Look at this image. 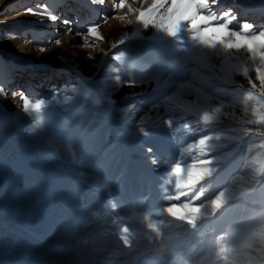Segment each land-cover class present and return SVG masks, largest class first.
<instances>
[{"label":"rangeland","instance_id":"rangeland-1","mask_svg":"<svg viewBox=\"0 0 264 264\" xmlns=\"http://www.w3.org/2000/svg\"><path fill=\"white\" fill-rule=\"evenodd\" d=\"M116 2L0 0V86L5 93L0 95V237L6 236L9 246L23 243L20 250H29L41 262L119 264L127 249L128 255L144 251L162 260L176 256L183 261L188 256L196 264H220L223 247L227 264H247L246 258L264 247V149L258 147L259 136L214 142L209 157H216L218 166L211 180L204 182L201 200L226 189L232 199L221 213L200 221L197 231L180 222L161 225L159 236L147 228L149 218L157 219L154 214L167 206L163 196L175 194L166 184L168 169L177 160L192 163L196 153L188 151V145L215 127L195 135L191 130L174 131L192 119L184 109L222 100L229 115L221 116L220 126L235 128L239 120L249 118L241 104L221 91L237 85L250 88L247 78L233 70L247 55L183 53L179 49L188 44L178 45L152 27L138 28L136 23L112 18L128 11L115 12ZM44 4L57 20L27 12L28 8L43 12ZM133 7H140L139 0ZM229 9L236 17L230 28L250 23L254 30L264 29V0H220L213 6L218 16ZM93 24L100 25L104 40L89 36L96 47H83L77 33H86ZM69 27L71 32L65 34ZM57 38L62 40L59 46ZM122 38L125 42L112 49V43ZM42 47L44 52L39 51ZM116 54L121 58L113 59ZM26 57L36 62L29 64ZM147 62V70L140 72ZM249 75L255 80L254 71ZM172 76L177 82L168 85ZM128 78L136 83L123 82ZM15 92L48 101L43 114L24 113ZM168 95L176 100H168ZM169 119L173 128L166 123ZM32 121L35 128L27 129ZM141 126L147 135L139 131ZM244 126L264 131L259 125ZM155 154L164 165L158 170L149 164ZM53 177L60 182L65 216L42 247L32 243L33 232L49 210L46 182L53 185ZM114 199L119 201L118 210L104 213ZM114 216L123 219L114 223ZM3 224H11L12 230ZM125 225L130 228L131 248L121 245L120 229Z\"/></svg>","mask_w":264,"mask_h":264},{"label":"snow or ice","instance_id":"snow-or-ice-1","mask_svg":"<svg viewBox=\"0 0 264 264\" xmlns=\"http://www.w3.org/2000/svg\"><path fill=\"white\" fill-rule=\"evenodd\" d=\"M93 3L103 5L105 0H92ZM137 0H118L113 4L115 12L127 8V13L123 16L116 15L112 18L126 21L127 24L136 23L138 28L148 29L152 27L158 34L163 37L172 38L173 42L178 45L188 44L189 47H181L179 50L183 53L192 52L197 56L224 55L228 58H237L241 52L247 55V60L243 63H237L233 66V70L241 73L247 78L250 88L243 89L241 86L235 88L222 89L225 95H231L236 102L242 105L246 120H239L238 127L228 129L220 126L221 116H228L229 113L223 109L227 107L221 100L215 105H192L184 109L186 113L191 115L192 119L185 120L182 124L174 128V131L191 130V134L196 132H204L210 127H214L212 133L205 134L199 139L188 145V151L195 152L192 163L182 164L180 160L175 162V165L168 169L166 176V184L171 185L175 189L174 195L163 196L167 206L160 207L154 214L157 219L149 218L147 228L156 233L161 234V225L165 223L180 222L186 229L197 231L199 222L208 216H215L221 213L226 208L231 195L226 189L218 190L212 197L206 201L201 198L205 196V181H210L216 168L218 160L216 157H209V153L216 147L215 141L222 139H239L240 136H259L262 138L258 147L264 149V131L244 125H259L264 127V29L254 30L250 23H243L238 29L230 28L232 20L236 17L231 9L223 11L218 16L213 11V6L220 3V0H139L140 7H133ZM145 5H147L145 7ZM43 12H38L36 9L28 8L27 12L31 15H47L51 21H55L58 17L48 12V5H42ZM129 15L134 17L129 19ZM227 18V19H225ZM109 17L105 15L103 21L107 23ZM65 25L69 21L64 20ZM100 25L93 24L87 28L86 33H77L84 40L83 47H96L95 44L89 42L88 37L94 36L97 40L103 41L104 37L99 32ZM69 27L65 34L70 33ZM125 40L122 38L116 43H112L111 48L115 49L119 44H123ZM57 46L61 45V38L55 40ZM39 51L44 52L45 48H40ZM103 55L108 56L109 52H104ZM113 59H120L121 56L116 54ZM250 61V63H249ZM250 71H254L255 80L249 75ZM119 80V77H117ZM256 80L259 81L257 86ZM128 84H135L136 80L128 78L123 81ZM227 83V81H225ZM4 88L0 86V95H3ZM19 96L23 101V112L29 116L39 117L45 111L48 101L39 98H30L24 95L23 92L13 93ZM56 100L55 95L52 98ZM143 122L141 121V124ZM169 128H173L174 121L169 119L167 122ZM139 131L145 133V128L141 126ZM226 132H232L236 135H226ZM67 147L71 148L69 144ZM151 152L152 149H147ZM183 155V152L180 153ZM152 163L156 169L163 167V163L158 161L155 156ZM255 179V177H254ZM162 191L167 192L166 185H162ZM186 198V199H182ZM197 201H201L197 203ZM115 211L116 205H112ZM210 209V211H209ZM123 219L119 216L113 217V222ZM130 228L123 226L120 229V240L127 247H132L130 239ZM262 242H264V233H262ZM251 247V245H250ZM225 249L221 247L218 253L220 264H227L229 261L228 255H221ZM247 264H264V247L259 248L256 255L246 258ZM236 264H239L237 261Z\"/></svg>","mask_w":264,"mask_h":264},{"label":"bare ground","instance_id":"bare-ground-1","mask_svg":"<svg viewBox=\"0 0 264 264\" xmlns=\"http://www.w3.org/2000/svg\"><path fill=\"white\" fill-rule=\"evenodd\" d=\"M2 2H3V0H2ZM18 49H19V51H22V47H19ZM22 53H23V51H22ZM26 58L28 59V63L29 64H34L36 62L35 60H33V59L29 58V57H26ZM60 61H62V58L60 59ZM147 64H149V63L148 62L145 63V65H143L141 67V70H139V71L140 72H142V71L144 72L145 70H147V68L149 67V65L147 66ZM169 79H170V81L167 82L168 85H171V84L177 82L174 79L173 76L170 77ZM42 83L44 84L45 82L43 81ZM169 99L170 100H176L175 96H173V95H170V96L168 95V100ZM28 124H31V126H29V128L27 127V129H32V128H35V126H36V122L35 121H32V122H30ZM146 152L147 151H145V153ZM154 156H155V158L158 161H160L159 157L156 154ZM154 156H151L150 160H151V158L153 159ZM149 164H151V165L153 164L152 160L149 162ZM217 173H218V171H217ZM45 177H47V176H45ZM49 182L50 181L46 182L47 189L48 188L50 189V192H49V195H48L49 197H47V198L50 199V203L48 204L49 210H48V212L46 214V218L43 221V223L38 227V229L36 231L33 232V239H32L33 240L32 243L37 244V245L42 246V247H44V245H46V243L49 240L52 239L51 235L53 234V232L55 230H57L59 227H61L60 226L61 221H63L62 219L65 216L63 214V211L60 208V207L64 206V203L61 201L62 189H60L61 188L60 187V182L58 180H56V179L53 182L54 183L53 185H50ZM65 195H66V193H65ZM23 200H24V198H23ZM113 204L116 205L115 211H117L118 207L120 206V204H119L118 199H114L113 201H111L110 203H108L106 205L107 207L104 209L103 212L107 213L108 215L114 213L115 211L112 208ZM12 225L13 226H17V224H13V223H12ZM12 225L11 224L10 225L3 224L4 228L6 230H8V232H10L12 230V228H13ZM2 235H4L3 231H2L1 236ZM5 238H6V236H3L2 238L0 237V264H64V263H54V262H50V261L41 262V261H39L40 258L37 257L36 255H34L33 253H31L29 250H27L24 253L20 250L21 247L25 248V246H23L22 242H20V243H22V245H18L17 243L12 242V244H11L12 246H9V241L4 240ZM121 245H123V244H121ZM162 246H163V244H162ZM123 254L124 255L120 258L121 261L119 262V264H171V263L172 264H196L195 261H193L192 257H188V256H187L186 260L180 261V260H177L176 256L175 257H169V258H166L165 260H162L159 257H157L156 255H154V253H152V252H144V251H139L136 254L128 255L127 254V249H126L123 252Z\"/></svg>","mask_w":264,"mask_h":264}]
</instances>
